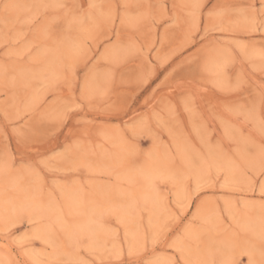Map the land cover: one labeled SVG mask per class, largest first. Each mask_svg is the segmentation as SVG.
<instances>
[{
  "label": "rangeland",
  "instance_id": "rangeland-1",
  "mask_svg": "<svg viewBox=\"0 0 264 264\" xmlns=\"http://www.w3.org/2000/svg\"><path fill=\"white\" fill-rule=\"evenodd\" d=\"M0 264H264V0H0Z\"/></svg>",
  "mask_w": 264,
  "mask_h": 264
},
{
  "label": "bare ground",
  "instance_id": "bare-ground-1",
  "mask_svg": "<svg viewBox=\"0 0 264 264\" xmlns=\"http://www.w3.org/2000/svg\"><path fill=\"white\" fill-rule=\"evenodd\" d=\"M84 233V232H83ZM87 234V233H86Z\"/></svg>",
  "mask_w": 264,
  "mask_h": 264
}]
</instances>
